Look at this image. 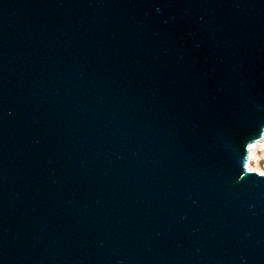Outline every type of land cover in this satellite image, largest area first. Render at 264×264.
<instances>
[{"label": "water", "instance_id": "water-1", "mask_svg": "<svg viewBox=\"0 0 264 264\" xmlns=\"http://www.w3.org/2000/svg\"><path fill=\"white\" fill-rule=\"evenodd\" d=\"M264 0H0V264H264Z\"/></svg>", "mask_w": 264, "mask_h": 264}, {"label": "bare ground", "instance_id": "bare-ground-1", "mask_svg": "<svg viewBox=\"0 0 264 264\" xmlns=\"http://www.w3.org/2000/svg\"><path fill=\"white\" fill-rule=\"evenodd\" d=\"M262 151L264 152V138L258 140V141H255V142H252L250 145H249V151H248V158H247V163H246V166L249 168V162L251 160V158H255L256 160V163L258 164L259 163V156L257 154L258 151ZM250 169V168H249ZM259 172H264L262 170H258Z\"/></svg>", "mask_w": 264, "mask_h": 264}, {"label": "rangeland", "instance_id": "rangeland-1", "mask_svg": "<svg viewBox=\"0 0 264 264\" xmlns=\"http://www.w3.org/2000/svg\"><path fill=\"white\" fill-rule=\"evenodd\" d=\"M258 156H259V163H256L255 158H251L250 162H249V168L254 170V171H258L259 169L264 171V152L262 151H258L257 152Z\"/></svg>", "mask_w": 264, "mask_h": 264}, {"label": "snow or ice", "instance_id": "snow-or-ice-1", "mask_svg": "<svg viewBox=\"0 0 264 264\" xmlns=\"http://www.w3.org/2000/svg\"><path fill=\"white\" fill-rule=\"evenodd\" d=\"M262 175H264V173H262Z\"/></svg>", "mask_w": 264, "mask_h": 264}]
</instances>
